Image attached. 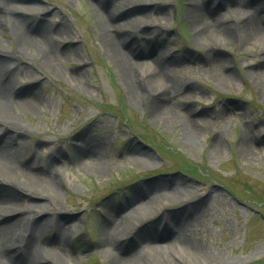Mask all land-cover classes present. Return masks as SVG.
Listing matches in <instances>:
<instances>
[{"label": "rangeland", "instance_id": "rangeland-1", "mask_svg": "<svg viewBox=\"0 0 264 264\" xmlns=\"http://www.w3.org/2000/svg\"><path fill=\"white\" fill-rule=\"evenodd\" d=\"M99 1H15V8H36L20 17L26 25L42 21L64 31L53 42L62 53L53 61L40 47L19 50L12 32L0 34V46L17 55L19 100L12 110L21 153L25 160L36 155L42 169L53 162L59 172L57 182L15 178L28 191L21 210L46 216L40 258L46 264H112L99 246L106 219L150 188L154 199L144 211L131 213L139 201L123 213L132 214L128 229L134 233L126 245L148 247L147 238L136 243L133 236L161 230V217L168 215L181 222V237L204 252L165 251L159 262L172 264L170 256L180 264H264V40L198 38L187 15L189 0H145L116 11L112 22L122 24L158 10L155 33L154 25L130 24L133 39L155 41L146 44V54L130 55L144 74L157 66L158 51L176 57L163 74L174 81L163 94L175 113L168 124L152 116L147 96H129L103 36L107 13ZM232 7L220 13L231 15ZM259 7L264 0H250L247 9ZM151 77L152 87L161 86ZM28 96L26 106L20 100ZM90 142L100 146L95 166L84 165L88 155L78 153ZM62 226L70 238L59 252L52 241ZM171 242L167 237L162 244Z\"/></svg>", "mask_w": 264, "mask_h": 264}, {"label": "bare ground", "instance_id": "bare-ground-1", "mask_svg": "<svg viewBox=\"0 0 264 264\" xmlns=\"http://www.w3.org/2000/svg\"><path fill=\"white\" fill-rule=\"evenodd\" d=\"M15 1L0 0V34L12 32L14 36L16 35L20 46L19 50L40 47L48 61H53L57 55L61 56L62 53H57L53 42L58 39L56 35L64 33V31L62 29L54 31L42 21H34L26 25L21 16L28 14V10L33 11L36 8L33 6L21 8L16 6L15 8L13 7ZM99 2L104 7L103 12L107 13V18H104V23H102L103 36L109 51L118 59V68L125 81L129 96L131 94L147 96L152 116L159 119L164 118L168 124L172 123L175 120V113L169 105L165 104L163 94L168 90L169 82L174 84V81L169 80L168 82L163 74L167 70L170 71L173 62H177L176 57H172L164 51H158L157 66L154 70H150L148 67L151 74H144L143 67L135 62L130 55L131 52L136 55L146 54V44L150 45V42H155L154 40L151 41V38L147 42L146 37H144V42L133 39L130 33L131 29H129L131 28L130 24L142 21V23H137L138 26L139 24L148 27L154 25L152 31L155 33L158 27L155 24L157 21L155 15L158 10L153 8L147 13H141L138 17H132V21L131 18H128L129 22L124 23L122 21L121 24V22H112L116 19V11L122 10L131 3H144L145 0H100ZM249 4L250 0H189L187 15L192 22L195 34L200 39H211L217 36L232 38L236 37L237 34H242L245 42L251 41L250 36L252 39L258 36L259 39L264 40V7H259L257 11L252 12L247 9ZM230 5L233 6L231 15L220 13L221 8ZM143 35L147 34L143 33ZM143 47L144 52L142 53ZM21 54L20 56H22ZM15 60H17L15 52L0 46V264H46L44 259L40 258V252L46 249V244L41 241L42 230L46 226L44 220L46 216L37 219L35 215L24 213L21 210L19 203L22 199V193L28 191L24 190L15 178L18 176L23 180H31L32 182L38 179L57 182L59 172L56 171L53 162L42 169L39 167L36 155L25 160V155L21 153L22 144L16 134L19 127L12 110L19 100L15 99ZM262 64L264 66V56ZM151 76H155L158 82L160 81L161 86L152 87ZM20 102L29 106L31 97L28 96ZM99 151V144L90 142L86 145H80L78 153L81 158L88 155V158L82 161L84 165L95 166L98 163ZM134 155L136 154H131L135 157ZM154 195L150 188L143 190L138 195L134 194L130 202L121 205L116 214H111L106 219L103 227L106 234L99 240V246L109 254L112 264H146L150 261L152 264H167L162 260L159 262L158 254H165V251L200 254L204 252L202 247H194L192 243L181 237V232L178 229L181 222L175 221L168 215L164 218L161 217V223L164 225L161 230H156L157 232L154 233L152 231L146 236L143 235V232L133 236L136 238V243L138 241L139 243L143 242L144 237L147 238L148 247L133 248L126 245L130 236L134 234L128 229L132 212L144 211V208L153 202ZM139 201L141 203H138L139 205H136L134 210L131 209L132 214L123 215L126 208L132 207L131 205ZM10 214H15V218L7 219ZM183 218L186 219V214L183 215ZM131 227L134 230L135 226L131 225ZM167 237L173 238V242L162 244ZM69 238L65 232V227L59 228L52 241L53 250L60 252ZM115 238L117 242H113ZM112 247L118 249L119 252L111 250ZM59 252L56 253L61 254ZM151 253H154L152 259L149 258ZM167 258L172 264H180L178 260L174 261L170 256Z\"/></svg>", "mask_w": 264, "mask_h": 264}]
</instances>
